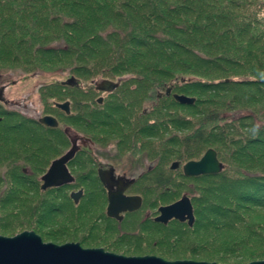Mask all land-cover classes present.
Segmentation results:
<instances>
[{
    "label": "trees",
    "instance_id": "1",
    "mask_svg": "<svg viewBox=\"0 0 264 264\" xmlns=\"http://www.w3.org/2000/svg\"><path fill=\"white\" fill-rule=\"evenodd\" d=\"M28 22L32 23L31 29ZM20 29L22 39L6 40L14 39L15 30ZM5 52L11 60L22 64V69L27 67L24 71L40 73L49 67L56 71L69 69L72 75L91 80L96 76L115 80L134 71V68L139 71V67L144 65L137 82L147 81L156 75L172 81L176 76L162 67L168 62L173 63L175 58L179 64L186 61L185 65L179 66L193 78L202 79L213 70L228 72L226 66L262 73L264 63L258 58L264 57V0H0V62ZM251 59L258 65L251 68ZM0 69L4 68L0 65ZM242 79L213 84L187 83L220 98L217 103L208 98L209 104L201 95L183 92L185 85L178 87L170 81L158 85L162 89L156 90L155 87L147 93L153 95L151 113L147 116L157 121L141 131L142 135L157 137L162 132L160 129L166 128L170 135V155L163 149L159 151L173 161L197 160L209 149L216 150L222 163V160H237L239 165L232 173L227 172L223 163L225 168L220 174L178 177L181 183L193 184L191 188L186 187L183 196L191 199L195 223L192 227L182 223H177V228L173 226L176 229L174 236L192 246L194 255L207 252L210 258L237 264L264 259V171L250 170L256 167V161L264 159V139L260 135L257 138L251 135L238 138L241 128H249L254 134L257 131L264 134V110L245 109L247 114L238 118L242 120L240 125L225 122L233 111L243 110L253 102L254 98L249 99V91L241 89L242 86L254 87L256 91L252 95L264 93V81L249 76H242ZM231 86L241 87L240 93L228 100L233 92ZM119 88L118 91L123 87ZM138 88L135 85L131 92ZM75 89L80 91V88L72 89L60 83L52 88V93L45 95L47 98L56 97V102L70 97L73 121L82 127L102 131L115 125L119 110L101 108L105 105L97 101V107L83 108L84 100L76 99ZM169 89L170 96L167 95ZM174 95L195 98V103L180 104ZM113 104L123 106L119 102ZM198 108L201 118L196 123L195 110ZM222 109L224 111L221 112ZM165 111L172 113L165 116ZM187 112H192L193 118ZM168 118L169 122L165 121ZM221 121L225 124L221 125ZM129 136L132 137V133ZM229 144L234 152L222 150L221 146ZM35 147L34 152H37L38 146ZM33 177L24 174L22 169V177L17 179H22V189L18 188L22 192L7 188L8 193L0 199L4 207L0 209L2 221L21 219L22 213L16 212L19 207L16 203L22 201L23 207L29 194L38 196L40 191L41 198L36 203L33 200L37 198L32 197L30 206H33L28 209L30 214L52 218L53 224L63 227L65 224L59 222L68 218L71 208L68 194L36 189L37 181ZM170 184L171 190L175 185L179 186L174 177H171ZM178 192L182 193V190ZM178 192L175 195L179 196ZM170 203L173 202L170 200ZM11 206L14 208L9 209ZM75 217L76 214L70 215L72 219ZM80 222L77 218L69 226L75 228V224ZM69 226H64V234L59 233L60 230L53 231L55 236L72 234L74 237L75 231L70 232Z\"/></svg>",
    "mask_w": 264,
    "mask_h": 264
},
{
    "label": "flooded vegetation",
    "instance_id": "2",
    "mask_svg": "<svg viewBox=\"0 0 264 264\" xmlns=\"http://www.w3.org/2000/svg\"><path fill=\"white\" fill-rule=\"evenodd\" d=\"M103 80H109L114 83L118 82V87L111 92L96 90L97 83ZM103 80L93 83L95 84V92L100 94L96 100L97 103L100 105L107 104L106 110L112 108L119 110L122 124H124L122 126L125 128H122L123 133L126 135L122 138V143L129 142V135L131 133L136 142L130 148L127 147L128 143L120 145L119 151L115 152H92L93 139L80 133L76 136V133L73 131V105L71 98L63 102H54V111L56 112L45 116L56 118L58 126L55 128L47 127L39 122L40 118L36 122V124L51 129L54 132L52 137L37 144L39 152L32 153V155L42 160L43 157L47 158L43 154V151L51 149V154L54 156L48 169L40 177V188L43 190L42 185L44 182L42 177L49 171L53 163L75 149L76 152L73 158L65 163L66 170L73 180L60 186H53L43 190H53L55 193L68 192L67 198L70 201L72 212L81 220L79 223L82 224L79 231L81 235L77 242L72 241L64 244L79 243L82 246V242L86 244V241L96 242L99 240L100 244L98 245L86 244L88 247H82L85 249H103L105 252L111 254L125 256L123 255L124 253L119 252V249L125 248L124 250L129 251L128 254L145 248L152 249L154 247V233L160 232L163 235L160 240L166 242L165 246H169L170 225L181 222L171 220L168 223H163L156 221V218L161 215L160 208L175 203L167 201V196L171 189L170 172L172 170L180 172L187 178L197 177H188L184 174V165L190 161L185 163L174 161L179 163V167L172 169L174 162L171 163L167 157L164 158L137 151L143 148V144L138 141V136H142L141 131L145 129L144 125L138 126L137 130L135 129L139 116H144L139 121L149 122L148 126L154 125L153 121L148 120L147 116V114L151 113L152 105L150 106V103L153 95H150V100L143 107H139L141 105H135L138 102L137 97L128 94L129 91L122 89L120 92L118 91L119 87L123 86L126 81L124 78H119L120 81ZM63 82L61 84L64 87H71L73 89L77 86V88H81L80 83L69 86L64 85ZM134 88L135 86H132V89ZM6 90L7 85L0 86V123L3 122V119L10 118L11 111L9 107L11 106L17 107L18 112L22 114V110L19 108L22 105H12L6 98ZM65 102L69 103L70 113L57 106L58 103L62 104ZM114 102L122 103L123 106L121 104H113ZM82 103L84 105L83 108L94 107L88 101H83ZM139 110L141 111L140 115H138ZM124 112L129 114L122 116ZM7 126L5 129H0V186L5 185L8 188V185L9 187L15 185L14 181H11L10 178L11 167L19 169L20 167L16 166L18 164L17 161H22V138L7 137L5 139V136L22 134V122H19L17 126H12V128L9 124ZM130 130L133 131L129 132ZM108 131L117 133L113 128H109ZM133 134H136V136ZM156 157L159 159L155 160ZM9 158H14L15 161L11 167L7 163ZM200 159L191 161H199ZM28 170L30 173H28ZM23 173L32 174L30 169L26 168L23 169ZM18 174V177H22V173ZM19 183L22 188V179L19 180ZM119 193H122L126 198H134L133 205L137 204V207L132 210L112 208L110 213L109 208L112 204L110 197L112 196L116 199ZM74 194H79L78 201L72 197ZM155 196H157L158 201H156ZM118 205L120 207L123 206L119 202ZM76 206L77 210L75 209ZM143 253H145V256H154L148 255V252Z\"/></svg>",
    "mask_w": 264,
    "mask_h": 264
},
{
    "label": "rangeland",
    "instance_id": "3",
    "mask_svg": "<svg viewBox=\"0 0 264 264\" xmlns=\"http://www.w3.org/2000/svg\"><path fill=\"white\" fill-rule=\"evenodd\" d=\"M24 26H26V22L24 23ZM24 26H23V30H24ZM22 27V25H21ZM28 27H32V23L28 22ZM11 28V27H9ZM29 36V35H28ZM19 40L22 39V29L20 30H15V37L14 39H6V40ZM41 44V43H40ZM46 44V43H45ZM242 58V57H240ZM2 61L0 62V65L4 68V69H0V86L1 85H7V90L5 91V95L6 98L9 100V102L12 103V105H22L21 107H19L22 110V114H20L18 112L17 107H9V110L11 111L10 113V118L8 117L7 119H3V122L0 123V129H5L7 128L8 124L11 126H17L19 122H22V134L19 135H6L5 139L8 138H17L20 139L22 138V161H17V165L20 168L16 169L14 167H11L12 163L15 162L14 158H9V160L7 161V163L10 164L11 167V173H10V178L11 181L13 180L15 185L13 187H10L14 190H18L20 192H22V190H19L18 188H21V184L19 183L18 179V173H22V169L26 168V169H30V171L32 172V174H26L28 176H34L33 178H35V180L37 181V187L36 189L40 188V177L46 172V170L48 169L51 161L53 160L54 156L51 154V149L47 150V151H43V154L47 157V158H42V161H39L40 158L35 157L34 155H32V153L35 151L36 149V145L39 142H44L46 141L48 138L52 137V130L45 128L41 125H36L35 122H37V120L45 115H49V114H53L55 107H54V102L57 101L56 97H46V93H52V88L54 89L57 84H60L63 81H66L69 77H73L75 78V80L77 81V84H81V88L80 91H77L76 89V99L77 100H84V101H88L89 103L93 104V105H97V103L95 102L97 100V98L99 97L100 94L95 92V84H93L94 82H98L99 80H103V78L96 76L94 77L92 80L91 79H84V77H79V76H75L72 75L70 73V70H57L55 68L37 73V72H33L34 70H30V71H24L27 69V67L25 69H22V64H20L19 62H15L13 60H11L8 56H6V52L5 54L2 56ZM237 59V58H236ZM178 58H175V60L173 61V63H167L166 65H163V69H169L172 74H174L176 77L174 78V80L170 81V79H164L163 77H161L160 75H156L153 76L152 79H148L147 81L143 80L141 82H137V77L138 74H142L139 73L141 72L144 65H142V67H139V71L137 68H134V71L127 73L121 77H117L115 78L114 81H120L119 78H124L126 81L123 84V88L122 90L124 91H129V94L131 96L137 97L138 102L135 105H141L139 107H143V105L145 103H147L150 100V94H147L148 92H151L153 88L157 87L158 85H161L164 82L170 81V83L175 84L178 87H181L183 85H185L182 88V91L189 94V95H194V96H199L201 95V97L205 98L206 104L208 103V98H213L215 100V102H220V98L218 96L211 95L210 93H206L204 91L201 90V87H198L197 85H191L188 86L187 83L188 79H193L192 82L193 83H200V82H208L209 84H213V83H218V82H222V81H242V76H249V77H253V78H257L259 80L264 81V72H255V73H250L247 71H241V69L238 68H234V67H230V66H226L225 68L228 69V72H222V71H211V73L207 76V77H203L202 79L200 77H190L191 74L187 73L184 71V69H182V67H180L179 65H185L186 61H182L180 64L178 63ZM253 60V59H251ZM258 60L263 61L264 63V57L262 58H258ZM152 62V61H151ZM175 65V66H174ZM258 65L257 61L253 60V64L252 67H255ZM226 77H229L227 80H225ZM178 78V79H177ZM70 79V78H69ZM248 79V78H247ZM252 80V78L250 79ZM162 81V82H161ZM199 81V82H198ZM161 82V83H159ZM118 83V82H117ZM156 83V84H155ZM191 83V82H190ZM93 84V85H92ZM138 85L139 88L137 91L131 92L132 90V86ZM77 87V86H76ZM221 87V86H220ZM230 87V86H229ZM228 87V88H229ZM243 88L239 87V86H231V88L233 89V92L231 93L230 97L228 100H232L233 98L237 97L238 94L240 93L239 88L241 89H246L247 91H249L250 96H247L249 99L250 97H253L254 99L252 100L253 102L249 103L247 107H244L243 110H238V111H233L232 114L229 115V118L227 120H225V122H229L235 125H240L242 120H239L238 118L247 114V112H245L248 109H256L257 112H259L260 110H264V97L262 95H264V93L259 94L258 92L256 93V95H252L255 93V89L253 88H249L246 86H242ZM71 88V87H70ZM222 88V87H221ZM158 89H162L157 87L156 90ZM223 89V88H222ZM154 90V89H153ZM48 91V92H47ZM120 92V91H119ZM159 93H163L162 91H159ZM70 98L68 96L65 97V99ZM222 101V100H221ZM223 102V101H222ZM229 103V101H228ZM107 105V104H106ZM106 105L104 107L101 108H105ZM151 106V103H150ZM163 106L165 107V105L163 104ZM97 107V106H96ZM215 107H220L218 105H215ZM200 108H204V106H200ZM200 108H198L197 110H195L196 112V123H198L200 120V116L198 115V111H200ZM168 109V108H166ZM246 109V110H245ZM245 110V111H244ZM224 111L223 109L221 110V112ZM241 111V112H240ZM141 111L139 110L138 115H140ZM172 112L170 111H165L164 115L165 116H170ZM129 113L124 112L123 115H127ZM192 112L189 113L187 112V115L190 116V118L192 117ZM16 116V117H15ZM144 116H139L138 120H137V125L139 127H141V125H144L145 128L148 127L149 122H141L139 121L141 118H143ZM146 117V116H145ZM154 118V117H151ZM168 118L165 121L169 122ZM237 119V120H236ZM121 118H120V114L116 115L115 117V125H113L111 128L115 129V131L117 132L116 134L112 131H108L107 129H104L102 131H92L90 129H88L87 127H82L78 122H74L73 120V131L76 133V136H78V133L80 134H85L86 136L90 137L93 139V144H92V148L91 151L95 152V153H107V152H115V151H119V147L120 145H124L126 143H128V146L130 148V146L132 144H134L135 138L134 137H130L129 142H123L122 143V138L125 137L126 135L123 133V129H122V120L120 122ZM148 120L156 122L157 119H150V117H148ZM224 121H221L220 124L223 125L225 124ZM152 123V122H151ZM72 127V126H71ZM207 129L209 128V125L205 126ZM62 128V127H61ZM162 132L160 134L157 135V137L155 136H150V135H142V136H138V141H140V143L143 144V148L141 150H137L138 152L141 153H149L151 155H157V156H162L164 158H168L169 161L172 163L174 162L171 157L167 156L164 154V152H161L159 150L163 149L165 152H167L170 155V144L168 142L170 135L168 134V131H165L166 128H161L160 129ZM264 130V129H263ZM247 135H251L252 138H257L261 137V139H264V134L263 132H258L257 133H253L252 131H250L249 128H241V130L239 131V137L242 136H247ZM34 143L36 145H34ZM45 146V144H43ZM225 152L230 151V152H234V149L232 147V145H227V146H221ZM37 152H39V147H37ZM36 152V153H37ZM262 152H264V148L262 149ZM206 152L202 153V156L205 154ZM201 156V157H202ZM200 157V158H201ZM154 158V157H153ZM198 158V159H200ZM221 160H222V155H221ZM36 159V160H35ZM159 158H155V160H157ZM197 159V160H198ZM223 163L226 165V170L227 172H234L235 168L238 167V162L237 160H230L228 159L227 162H224V160H222ZM185 163V162H184ZM240 167V166H239ZM241 168V167H240ZM242 170H246L243 169ZM253 171H264V159L258 160L256 161V167L253 169H250ZM36 171V172H34ZM28 173L29 170H28ZM2 175V172H1ZM182 173L180 172H176V171H171L170 172V177H174V179H176V184H179V186H174V189H170L172 193H170L169 191V195L167 196V201L170 200L171 202H175L178 201L179 199L182 198V196L184 195L183 192L186 191V187L187 188H191L193 187V184L185 181L181 183V180L178 179V177H181ZM11 186V184H10ZM189 186V187H188ZM9 187V185H8ZM22 189V188H21ZM27 189L29 190V187H27ZM182 190L181 192H178V190ZM40 190V189H39ZM38 196L35 195L33 192V194H29V199L26 202H23V207H22V201L16 203L17 206H19L16 212H20L22 213V218L19 220H14L16 222H13V220L8 221L7 223L2 221L3 219H1L0 216V236H5V237H14L17 234H20L24 231H33L36 234H38L42 240L45 243H54L57 245H63L66 242H72V241H76L79 239L81 233L79 232L81 229V225L82 224H75V228H72L69 226V224H71L75 219L77 220V217H75L74 219L70 218V215L74 216L75 213L72 212V208H70V210L68 211V218L63 219L62 221L59 222V224L62 225H67L69 226V228L71 229L70 232H72V230L75 231V235L74 237H71L72 234H67V237H59V236H55L56 234L54 233L56 230H60L59 233L64 234L65 233V229L64 226L61 227H57L55 224H53V219L52 218H42L40 215L36 214L37 216H39L40 218H37L35 215H31L29 212V208L32 209L33 204L30 206L32 197L37 198L34 201V203H36L41 196L39 194H41L40 191H38ZM51 193L53 192V190L50 191ZM180 193L179 196L175 195ZM4 193H8V189L5 185L0 186V199L3 198L2 196L4 195ZM55 193V192H53ZM65 194H69L68 192H65ZM174 195V196H173ZM178 198V199H177ZM156 201H158L157 196H155ZM1 205V203H0ZM35 207V204H34ZM2 205L0 207V209L2 210ZM14 207H10L9 209H12ZM75 209L77 210V206L75 207ZM5 210V209H4ZM6 211H3L2 213H4ZM29 212V213H28ZM1 213V212H0ZM32 213V212H31ZM44 214L48 215L49 212H44ZM50 217V216H49ZM13 222V223H12ZM176 227L177 228V224L173 223L170 225V244L169 246H165L166 242H163L161 239V236H163L162 234H160V232L158 233H154V247L152 249H143V250H139L136 251L135 253H131L128 254L129 251L124 250L125 248H121L119 249V252L124 253L123 255H125L126 257H144L145 253L143 252H148V255H154L160 258H163L167 261H179V260H193V261H205V262H216L218 264H237L234 263L235 261H228V262H224L221 261L217 258H210L208 257V253L207 252H200L199 255H194V250L191 249L192 246L188 245L185 241L181 242L179 241V238H177L175 235V230L173 228ZM54 231V232H53ZM73 231V232H74ZM70 235V236H69ZM61 236V235H60ZM166 238V237H165ZM164 238V239H165ZM163 239V240H164ZM180 242V243H179ZM87 245H98L100 244L99 240L98 241H86L85 242ZM86 244H84L82 242V246L83 247H88ZM192 244V243H191ZM140 248V247H139ZM143 253V254H141Z\"/></svg>",
    "mask_w": 264,
    "mask_h": 264
},
{
    "label": "water",
    "instance_id": "4",
    "mask_svg": "<svg viewBox=\"0 0 264 264\" xmlns=\"http://www.w3.org/2000/svg\"><path fill=\"white\" fill-rule=\"evenodd\" d=\"M193 79H188L192 82ZM64 85L73 86L77 84L75 78H70L63 82ZM118 87V83L109 80L98 82L96 90L113 91ZM167 95H171V90H167ZM177 102L183 105L195 103V98L186 95H174ZM101 102V99H100ZM61 109L70 113L69 103L57 104ZM39 122L47 127L55 128L58 121L52 116H45L39 119ZM76 150L73 149L64 157L55 161L49 171L42 177V189L46 190L53 186H60L64 183L71 182L72 176L68 173L65 163L73 158ZM179 167L178 162L172 164V169ZM225 166L218 159L216 150L209 149L199 161H190L184 165V174L188 177H198L205 175L220 174ZM72 197L78 201L79 194ZM112 208L134 209L137 204L133 205L134 198H126L122 193L117 194L116 199L112 196ZM118 202L123 206L120 207ZM161 215L156 221L168 223L171 220H178L181 223H188L193 226L195 215L193 205L189 196L185 195L177 202L160 208ZM0 264H218L216 262L179 260L167 261L156 256L144 257H126L105 252L103 249H85L79 243H67L57 245L54 243H45L42 238L33 231H24L14 237L0 236ZM247 264H264V260L254 261Z\"/></svg>",
    "mask_w": 264,
    "mask_h": 264
}]
</instances>
